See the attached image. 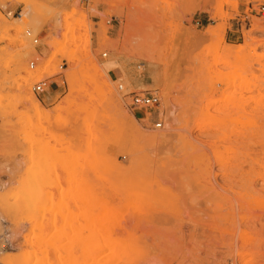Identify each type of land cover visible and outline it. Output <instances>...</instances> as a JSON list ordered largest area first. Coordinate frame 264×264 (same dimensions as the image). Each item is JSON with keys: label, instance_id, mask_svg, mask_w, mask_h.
I'll list each match as a JSON object with an SVG mask.
<instances>
[{"label": "rangeland", "instance_id": "374dc122", "mask_svg": "<svg viewBox=\"0 0 264 264\" xmlns=\"http://www.w3.org/2000/svg\"><path fill=\"white\" fill-rule=\"evenodd\" d=\"M263 3L0 0V264H264Z\"/></svg>", "mask_w": 264, "mask_h": 264}, {"label": "built area", "instance_id": "2783aa9c", "mask_svg": "<svg viewBox=\"0 0 264 264\" xmlns=\"http://www.w3.org/2000/svg\"><path fill=\"white\" fill-rule=\"evenodd\" d=\"M79 2H87L89 3V0H78ZM251 11H254L257 16H260L264 19V3L258 4L255 6V8ZM10 15V14H8ZM27 36H30L29 32H26ZM34 43H37V40H33ZM103 57H106V54L102 55ZM30 69H33L34 63L31 62L29 64ZM47 89L46 82L39 81L36 83L33 87V92L36 95L45 94ZM117 90L122 94V100L124 102V105L131 111L133 110H143L146 112H151L153 110H156L160 106V98L156 93H150L147 91L142 92H124L123 85H118ZM157 113V120L154 124V127L157 129H161L163 127V121L159 119V112L154 111ZM144 118V117H143ZM149 121V119L147 120Z\"/></svg>", "mask_w": 264, "mask_h": 264}, {"label": "bare ground", "instance_id": "6f19581e", "mask_svg": "<svg viewBox=\"0 0 264 264\" xmlns=\"http://www.w3.org/2000/svg\"><path fill=\"white\" fill-rule=\"evenodd\" d=\"M25 11H28V10H25ZM24 11V13H21L19 16H18V18H15V21H19V20H24V19H26V12ZM28 17V16H27ZM257 32L259 31V29L257 28V30H256ZM114 66H116V64L115 63H113V62H107V63H105V65H104V67H103V73L105 74V75H107V73L114 67ZM149 68H152V69H155L156 68V66L152 63V62H149ZM38 107H40V106H38Z\"/></svg>", "mask_w": 264, "mask_h": 264}]
</instances>
